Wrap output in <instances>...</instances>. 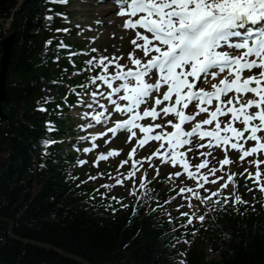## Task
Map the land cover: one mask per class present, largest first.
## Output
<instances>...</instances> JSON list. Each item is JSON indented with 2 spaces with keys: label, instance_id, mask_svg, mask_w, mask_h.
Wrapping results in <instances>:
<instances>
[{
  "label": "snow or ice",
  "instance_id": "snow-or-ice-1",
  "mask_svg": "<svg viewBox=\"0 0 264 264\" xmlns=\"http://www.w3.org/2000/svg\"><path fill=\"white\" fill-rule=\"evenodd\" d=\"M113 3L119 9L117 15L127 17L122 30L134 33L126 57L91 49L97 55L73 73H89L77 86L82 91L68 86L70 94L78 98L73 107H82L81 118L88 121L79 127L105 129L79 137V141L91 142V147L82 149L84 153L98 148L99 138L106 137L108 144L117 134H128L125 144L130 150L119 165L128 166L126 175L118 168L115 183L101 187L111 189L130 182L133 188L129 194L135 196L136 184L141 189L147 187L149 171L156 178L164 167L178 168L166 179L175 192L170 201L181 199L177 211L188 224L193 219L205 220V215L182 211L193 207V198L211 211L248 204L238 194V178L245 181L248 192L258 188L264 194V0ZM75 55L69 52V59ZM71 62L75 67V61ZM48 130H53L50 121ZM153 142L158 144L155 151L139 157V151ZM53 143L56 141L43 140L45 146ZM232 151L238 153L241 167L246 158L255 157L247 160L250 167L255 165V171H233L236 160L229 156ZM121 152L122 148L100 152L93 164L98 167ZM197 159L199 162L193 163ZM87 163L77 161L79 165ZM111 199L120 202L115 196Z\"/></svg>",
  "mask_w": 264,
  "mask_h": 264
},
{
  "label": "trees",
  "instance_id": "trees-1",
  "mask_svg": "<svg viewBox=\"0 0 264 264\" xmlns=\"http://www.w3.org/2000/svg\"><path fill=\"white\" fill-rule=\"evenodd\" d=\"M13 2L0 0V15H7ZM41 24L36 0H26L20 13L15 14L18 43L11 58L12 78L15 72L22 77L36 74L37 69L29 60L33 51L30 29L41 28ZM34 43L37 44L35 40ZM31 93L30 87L11 86L8 97L17 103ZM14 111L8 108L9 129L0 132V156L10 150L4 159L0 157V264H84L28 241L67 251L90 264H167L161 246L153 241L155 228L145 220H137L138 215L131 216L129 206L120 208L119 203L109 197L100 201L102 211H94L89 207L93 201L81 198L74 183L68 185L64 181L61 161L50 159L39 169L42 189L29 201L32 178L27 179V172L32 166V157L38 155L42 134L33 130L24 118H13ZM130 197L135 200V196ZM10 220L13 234L19 239L6 233ZM203 234L204 237L197 234L201 246L213 235ZM236 237L223 243L220 262L206 261L203 251L193 250L189 264H264L262 220L256 221L254 226L240 227ZM217 246L219 244L214 249Z\"/></svg>",
  "mask_w": 264,
  "mask_h": 264
},
{
  "label": "bare ground",
  "instance_id": "bare-ground-1",
  "mask_svg": "<svg viewBox=\"0 0 264 264\" xmlns=\"http://www.w3.org/2000/svg\"><path fill=\"white\" fill-rule=\"evenodd\" d=\"M95 1H97V0H91L90 2H91V4L92 5H95ZM102 4V3H101ZM100 5V4H99ZM94 8V10L96 11V13L97 14H101L102 16L106 13V12H108V11H110V6L108 5V2L106 1V0H103V4L102 5H100V7L99 8H97V7H95V6H93ZM79 19V21H83V20H85V19H81V18H78ZM102 21L104 22L103 23V32H102V37H105L106 38V43H107V45H108V50H110L111 52H113V51H115V50H117V46L118 45H120L121 43L120 42H118V40H117V37L121 34L120 33V31L118 30V28L115 26V21L114 20H112L114 23H112V24H109L108 22V20H105L104 18L102 19ZM105 28H110V30L109 31H107V32H105ZM113 33H115V36H113L112 34ZM115 46V47H114Z\"/></svg>",
  "mask_w": 264,
  "mask_h": 264
},
{
  "label": "rangeland",
  "instance_id": "rangeland-1",
  "mask_svg": "<svg viewBox=\"0 0 264 264\" xmlns=\"http://www.w3.org/2000/svg\"><path fill=\"white\" fill-rule=\"evenodd\" d=\"M71 10L73 11L72 12V14H71V17H72V22L74 23H76L77 22V17H80V18H86L87 19V21L86 22H89V21H91L92 19H95V18H97L96 17V15L94 14V12H92V10L90 9V10H85V11H83V12H79V11H77V8H80L79 7V5H78V3L76 2V1H73V3L71 4ZM90 36V39H93V35H89ZM98 43H96V44H93V47H95V49L96 48H98V50L100 51V49H101V44L99 45V47H98ZM101 53H102V51H100ZM46 95L47 96H56V95H59V91L58 90H56V89H50V90H46ZM74 116V118H73V120H74V122L75 123H78V120H79V116H77L76 114L75 115H73ZM239 168L242 170L243 169V166L241 167V165L239 166V167H237L236 169L237 170H239ZM241 170H239V171H241ZM150 176H153V173H150ZM128 184V186H130V185H132V183H127ZM39 189V187L38 186H34V188H33V192H35V191H37ZM241 190H245L246 191V194L247 195H249V193L250 192H248L244 187L241 189ZM218 257H215V259H217Z\"/></svg>",
  "mask_w": 264,
  "mask_h": 264
}]
</instances>
